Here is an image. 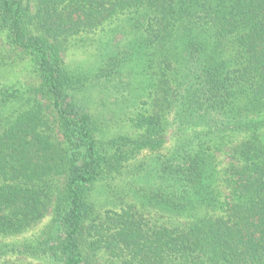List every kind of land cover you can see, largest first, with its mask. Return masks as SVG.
<instances>
[{
	"label": "trees",
	"instance_id": "16d2710c",
	"mask_svg": "<svg viewBox=\"0 0 264 264\" xmlns=\"http://www.w3.org/2000/svg\"><path fill=\"white\" fill-rule=\"evenodd\" d=\"M0 39V264H264V0H0Z\"/></svg>",
	"mask_w": 264,
	"mask_h": 264
},
{
	"label": "rangeland",
	"instance_id": "374dc122",
	"mask_svg": "<svg viewBox=\"0 0 264 264\" xmlns=\"http://www.w3.org/2000/svg\"><path fill=\"white\" fill-rule=\"evenodd\" d=\"M2 44V40L0 39V45ZM67 57V61H69L73 67L78 66V64H83V62L85 63L84 67H87L89 65H92L95 61V56L94 53L92 51L87 50L86 52H78V51H74V50H70L68 53H66L65 55ZM90 67V66H89ZM30 69V63L27 60H23L21 62H19L16 66H14V68L11 69V71H9L11 73V75L15 76V77H22L24 76L27 71H29ZM15 77H12V79H16ZM89 99L91 100V103L94 105V109L95 110H102L105 108H110L111 104L113 103V99L112 98H106L102 93H100L97 90H92L89 93ZM170 143H171V138H168ZM169 143V144H170ZM221 159H223V168H226L229 165L230 160L227 157H224V155L221 156ZM111 185H117L118 189L121 188V180L119 181H115V182H111ZM105 187V184L104 186ZM106 188V187H105ZM97 194V195H96ZM96 197H106V193H105V189L102 188V185L98 186V191H96ZM50 217H47L44 222H42L39 227L43 226ZM1 241V240H0ZM10 259V257H0V263L5 259ZM25 262H32L35 264H43L42 262H36V261H32L28 258H24Z\"/></svg>",
	"mask_w": 264,
	"mask_h": 264
}]
</instances>
